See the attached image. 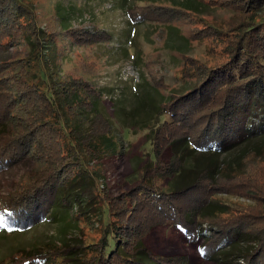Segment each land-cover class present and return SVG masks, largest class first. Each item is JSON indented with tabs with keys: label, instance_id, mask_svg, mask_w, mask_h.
<instances>
[{
	"label": "trees",
	"instance_id": "16d2710c",
	"mask_svg": "<svg viewBox=\"0 0 264 264\" xmlns=\"http://www.w3.org/2000/svg\"><path fill=\"white\" fill-rule=\"evenodd\" d=\"M217 2L203 3L225 8L226 2ZM238 3L240 20L233 26L207 24L211 43L231 37L217 58L212 54L200 62L180 53V76L188 87L152 109L141 126L149 160L130 176L136 185L112 198L97 183L104 159L120 148L103 106L104 92L87 80L65 77L61 70L70 46L93 45L110 36L63 25V9L75 3L53 10L56 27L49 31L36 24L32 0H0V42L7 39L14 46L21 38L27 49L23 59L0 63V171L33 162L10 201L0 199V229L26 230L67 216L73 225L93 213L101 227L98 241L47 245L44 254L63 264H189L186 256L155 255L145 245L154 227L170 224L188 241L203 239L200 253L219 264H225L224 245L239 238L251 245L238 261L264 264V222L219 224L226 205L215 198L231 193L226 185L244 173L250 155L264 154V140L255 150L246 148L255 136H264V0ZM147 7L135 24L151 20L182 29L178 24L190 18L207 23L186 2ZM133 8L127 10L130 21ZM200 31L182 33L191 41L200 39ZM241 147L243 154L231 169L223 158ZM166 149L172 153L168 163L162 161ZM185 171L191 176H182ZM176 177L168 192L157 185V180ZM203 223L210 228L203 230ZM207 231L212 236L205 237ZM37 254L20 264L47 261Z\"/></svg>",
	"mask_w": 264,
	"mask_h": 264
},
{
	"label": "rangeland",
	"instance_id": "374dc122",
	"mask_svg": "<svg viewBox=\"0 0 264 264\" xmlns=\"http://www.w3.org/2000/svg\"><path fill=\"white\" fill-rule=\"evenodd\" d=\"M71 1L32 0L35 22L41 28L54 31L56 21L53 10L55 11L61 3L66 7L70 3H75L74 8H65L64 12H61L67 17V22L60 21L63 25L96 31L103 33L105 37L107 34L110 36L93 45L70 46L61 70L65 77L87 80L104 92L103 106L107 116L112 120L120 148L117 154L104 159L103 172L97 183L100 188L106 189L110 197L118 198L136 185L130 182V176L135 170L143 168L149 160L147 157L149 146L145 143L146 131L141 129L142 124L148 119L152 109L165 102L171 93L181 94L188 87L180 76L182 68L180 53H186L200 62L210 60L212 54L217 58L229 37L224 41L211 43L207 24L212 23L223 29L233 26L235 21L240 20L235 12L239 3L238 0H218L217 4L226 2L225 8H210L204 4L207 0ZM184 2L194 6L193 8L202 14L207 23L200 20L195 22L190 18L187 22L178 24L182 29L151 20L140 24L134 23L135 20L139 21L142 11L148 8L150 3L171 5ZM132 7L134 8L130 16L133 18L130 21L127 10ZM194 30H201L200 39L191 41L185 39L183 33L192 36ZM19 41L20 44L14 46L7 39L0 42V63L21 60L27 55L22 39ZM263 138L264 136H255L246 148L250 151L255 150V147L263 142ZM241 150L243 147L226 154L223 158L231 169L236 167L241 158L243 154ZM163 153L162 161L168 163L171 150L166 149ZM31 163L33 165V162L22 161L0 171L2 201L6 203L10 201V196L20 185L25 173L32 169ZM189 173L185 171L182 176H189ZM176 178L157 180V185L168 192L171 186L177 183ZM226 188L231 191L230 194H218L215 197L226 205L223 206L226 213L221 214L219 224L227 225L239 221L246 225L251 223L250 226L263 224L264 154L260 157L250 155L245 161L244 173L230 181ZM205 193L207 194L206 189L203 195ZM75 210L76 207L72 210V216L76 215ZM69 219L70 216L65 219L60 217L26 230L0 229V264H20L33 253H39L37 255L47 259L41 264L45 262L63 264L60 260L55 261V256L44 254L47 252V245L61 243L74 246L81 242L82 244L96 242L100 239L101 227L97 215L89 213L85 219H75L73 225ZM201 228L206 230L210 226L203 223ZM209 236H212L211 232L207 231L205 237ZM215 236H218V233ZM83 238L86 240L83 241ZM203 242V239L196 242L188 241L178 228L170 224L157 225L145 238V245L155 255L186 256L189 264H219L218 261L202 256L199 247ZM250 245V241L243 238H239L231 246L224 245L221 252L226 254V258L222 259L223 262L241 264L238 256Z\"/></svg>",
	"mask_w": 264,
	"mask_h": 264
}]
</instances>
